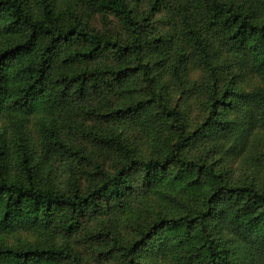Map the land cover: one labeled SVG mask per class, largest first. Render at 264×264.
I'll return each mask as SVG.
<instances>
[{"label": "trees", "instance_id": "trees-1", "mask_svg": "<svg viewBox=\"0 0 264 264\" xmlns=\"http://www.w3.org/2000/svg\"><path fill=\"white\" fill-rule=\"evenodd\" d=\"M0 117V264H264V0H0Z\"/></svg>", "mask_w": 264, "mask_h": 264}, {"label": "rangeland", "instance_id": "rangeland-1", "mask_svg": "<svg viewBox=\"0 0 264 264\" xmlns=\"http://www.w3.org/2000/svg\"><path fill=\"white\" fill-rule=\"evenodd\" d=\"M95 25L97 27H101V23L99 18H96L95 20ZM112 29L113 30H119L118 25H116L115 23L112 25ZM229 56L231 55H227L225 53H223L222 57H225L229 60H232L231 63L233 62V59L230 58ZM234 68L232 70V73H237L239 71H241L244 75L243 78V87L245 88L246 91H251L253 89H256L259 86V80L256 79L251 72L249 71V67L247 66V63H239L237 60L234 61ZM202 114V110L197 107L194 106L193 107V115L194 116H200ZM7 123L6 119H4L3 117H0V127L5 126ZM10 129V128H9ZM67 129H63L61 128V132L62 134H65V136L68 139H71V135L67 133ZM248 157L254 156L252 159L254 160V164H256L258 167H261V165H264V131H262V133H260L253 145V147L248 151L247 153ZM48 168H46V172L45 175L48 173L47 171ZM65 167L63 164L57 162L55 164V166L52 168L51 173L47 176V178H49L50 180H54L56 181V184H62L64 185L65 181L68 178V173L65 171ZM99 224H97L96 222L92 221L91 223H89L87 229L80 231L76 236L72 237V238H67L64 236H61L60 234L56 235L55 241L57 242L58 245H66V246H71L73 247L76 251H78L81 256L85 259H88L90 264H108V263H100L98 261H96L95 259H93V257L91 256V243L87 240L85 242H82L81 240L83 239V237L86 235V231H90L91 228H96V226H98ZM47 232H43L41 233L42 238L44 240L47 241V244L51 243V240L54 241V239H49V237L46 234ZM24 239V238H22ZM21 240H17L14 237L10 238V243L12 245L18 244L16 241H22ZM93 246V245H92ZM113 264V263H111Z\"/></svg>", "mask_w": 264, "mask_h": 264}]
</instances>
